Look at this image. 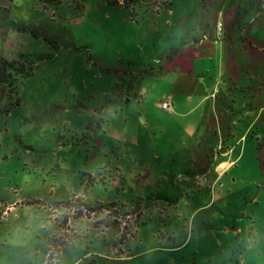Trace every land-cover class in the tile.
I'll return each instance as SVG.
<instances>
[{
	"label": "rangeland",
	"instance_id": "374dc122",
	"mask_svg": "<svg viewBox=\"0 0 264 264\" xmlns=\"http://www.w3.org/2000/svg\"><path fill=\"white\" fill-rule=\"evenodd\" d=\"M0 264H264L263 0H0Z\"/></svg>",
	"mask_w": 264,
	"mask_h": 264
},
{
	"label": "built area",
	"instance_id": "2783aa9c",
	"mask_svg": "<svg viewBox=\"0 0 264 264\" xmlns=\"http://www.w3.org/2000/svg\"><path fill=\"white\" fill-rule=\"evenodd\" d=\"M163 106H164V107H168V106H169L168 102H164V103H163Z\"/></svg>",
	"mask_w": 264,
	"mask_h": 264
},
{
	"label": "trees",
	"instance_id": "16d2710c",
	"mask_svg": "<svg viewBox=\"0 0 264 264\" xmlns=\"http://www.w3.org/2000/svg\"><path fill=\"white\" fill-rule=\"evenodd\" d=\"M263 2H264V0H263Z\"/></svg>",
	"mask_w": 264,
	"mask_h": 264
}]
</instances>
